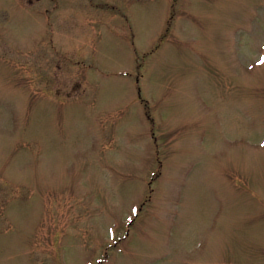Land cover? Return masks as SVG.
Returning <instances> with one entry per match:
<instances>
[{"label":"rangeland","instance_id":"rangeland-1","mask_svg":"<svg viewBox=\"0 0 264 264\" xmlns=\"http://www.w3.org/2000/svg\"><path fill=\"white\" fill-rule=\"evenodd\" d=\"M264 0H0V264H264Z\"/></svg>","mask_w":264,"mask_h":264},{"label":"snow or ice","instance_id":"snow-or-ice-1","mask_svg":"<svg viewBox=\"0 0 264 264\" xmlns=\"http://www.w3.org/2000/svg\"><path fill=\"white\" fill-rule=\"evenodd\" d=\"M262 62H264V61H262Z\"/></svg>","mask_w":264,"mask_h":264}]
</instances>
